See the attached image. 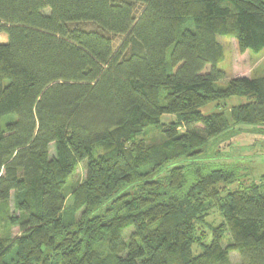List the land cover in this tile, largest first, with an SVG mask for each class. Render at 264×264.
Instances as JSON below:
<instances>
[{"label": "trees", "instance_id": "obj_1", "mask_svg": "<svg viewBox=\"0 0 264 264\" xmlns=\"http://www.w3.org/2000/svg\"><path fill=\"white\" fill-rule=\"evenodd\" d=\"M0 34V206L20 231L0 234V264H264L261 183L202 157L230 128L264 134V74L221 87L218 68L219 36L264 52V0H0ZM233 97V124L202 112Z\"/></svg>", "mask_w": 264, "mask_h": 264}, {"label": "rangeland", "instance_id": "obj_2", "mask_svg": "<svg viewBox=\"0 0 264 264\" xmlns=\"http://www.w3.org/2000/svg\"><path fill=\"white\" fill-rule=\"evenodd\" d=\"M87 29H92V25H85ZM7 36L0 34V43H5ZM219 41L225 48V59L218 65V68L225 71L226 80L219 83V86L224 87L227 81L232 78L244 77V76H258L264 74V52L260 55H253L249 52L240 54L235 39L219 36ZM122 42V38L117 37L114 39V46L119 47ZM248 100L242 97H233L226 101L211 102L203 107L202 112L205 115L224 112L228 119L232 122V110L241 104L247 103ZM9 120H16V116H10L4 118L2 125L4 126ZM177 121L175 116H165L163 123H171ZM261 129V128H260ZM259 127L253 128L247 125H239L237 127L230 128L229 131L221 134L219 138L212 141V143L206 146L205 153L202 155L212 165H221L222 167L237 168L240 171L244 183L249 186L252 182H256L264 189V134L260 132ZM159 129L151 128L147 130L142 137L146 146H153L163 141ZM52 154H54V148L52 147ZM87 175V162H79L75 173L73 174L68 187L65 210L63 213L64 221L68 224L75 226L80 219V215L83 209H74L75 203L78 200L74 198V191L85 182ZM17 214L13 200L8 205L0 206V220H1V235L9 234L17 236L20 234L18 228L11 227L8 223V218ZM211 218V219H210ZM208 222H215L218 224L221 219L217 211H212ZM73 227V226H72ZM207 229V233H208ZM200 237L204 238L207 243L212 241L211 233L209 232L208 238L206 233L199 231ZM230 245V238H226L223 243V247ZM100 250H104L102 246H97ZM195 254H198L201 249L199 246H195ZM230 260L233 264L240 263V256L236 252H230Z\"/></svg>", "mask_w": 264, "mask_h": 264}]
</instances>
